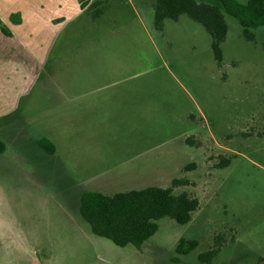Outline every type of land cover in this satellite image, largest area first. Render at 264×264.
<instances>
[{"label":"rangeland","instance_id":"obj_1","mask_svg":"<svg viewBox=\"0 0 264 264\" xmlns=\"http://www.w3.org/2000/svg\"><path fill=\"white\" fill-rule=\"evenodd\" d=\"M99 1L100 16L47 38L45 61L0 117V264H202L219 237L211 264H264V26L247 42L224 13L218 68L211 37L187 16L159 32L155 0ZM174 179L188 183L174 194L199 208L185 225L160 219L139 249L94 235L80 216L84 192ZM180 239L198 246L178 256Z\"/></svg>","mask_w":264,"mask_h":264},{"label":"trees","instance_id":"obj_2","mask_svg":"<svg viewBox=\"0 0 264 264\" xmlns=\"http://www.w3.org/2000/svg\"><path fill=\"white\" fill-rule=\"evenodd\" d=\"M81 9L92 12L97 18L103 12L99 0H79ZM224 13L234 19L241 27V37L247 42L255 41V33L264 26V0H155L153 5V27L161 32L165 20L177 21L185 15L198 23L211 37V50L214 60L221 68L223 54L221 44L227 34ZM15 24L20 19L11 16ZM3 35L11 36L9 30L0 22ZM186 142H191L187 139ZM3 145L0 143V152ZM223 161L219 166H226ZM194 165L184 167L190 171ZM184 179H174L169 187H146L141 190L116 193L111 196L99 192H84L79 197V213L89 225L92 233L111 241L123 248L133 246L139 249L158 230L157 222L162 218H171L179 225L191 221L192 214L198 210L199 201L187 193L174 194L173 189L187 185ZM222 239L219 237L210 250L199 255L202 264H211L220 252ZM194 240L180 239L176 248L178 256H185L196 249ZM177 259H175L176 261Z\"/></svg>","mask_w":264,"mask_h":264},{"label":"crops","instance_id":"obj_3","mask_svg":"<svg viewBox=\"0 0 264 264\" xmlns=\"http://www.w3.org/2000/svg\"><path fill=\"white\" fill-rule=\"evenodd\" d=\"M85 12L79 0H0V22L18 36L13 41L0 31L1 38L10 40L0 41V117L11 113L16 104L19 93L14 85L32 81L45 61L47 38L50 41L64 21ZM11 16L20 22L13 23ZM30 35H38L37 40Z\"/></svg>","mask_w":264,"mask_h":264}]
</instances>
